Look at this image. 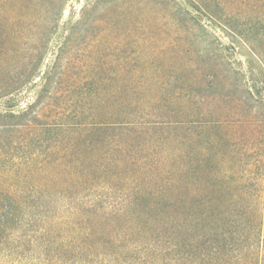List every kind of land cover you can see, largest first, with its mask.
Returning <instances> with one entry per match:
<instances>
[{
	"label": "rangeland",
	"instance_id": "obj_1",
	"mask_svg": "<svg viewBox=\"0 0 264 264\" xmlns=\"http://www.w3.org/2000/svg\"><path fill=\"white\" fill-rule=\"evenodd\" d=\"M214 4L34 0L24 8L17 33L0 38L21 46L18 64L32 68L0 96V187L16 199L79 208L69 220L104 240L129 239L151 264H174L176 250L186 264H204L207 252L229 255L246 239L264 240L263 142L246 130L224 146L216 139V148L206 139L215 132L210 110L245 94L247 69L264 70L242 39L207 16L203 7L216 14ZM259 26L243 31L256 52L264 48ZM207 74L231 97L189 100L199 90L188 89L190 78ZM111 112L130 122L131 136L106 132ZM217 151L225 155L212 159Z\"/></svg>",
	"mask_w": 264,
	"mask_h": 264
},
{
	"label": "trees",
	"instance_id": "obj_2",
	"mask_svg": "<svg viewBox=\"0 0 264 264\" xmlns=\"http://www.w3.org/2000/svg\"><path fill=\"white\" fill-rule=\"evenodd\" d=\"M33 1L0 0V21L4 20L5 23L11 24L8 30H5L7 28L5 24H0V38L7 34L17 33L15 28L25 15L22 11L29 4L33 6ZM258 2L264 4V0H214L216 14L209 11L207 6L203 9L207 12L208 17L213 18L214 21L218 20L222 28L226 27L232 34L242 39L253 54L257 55L264 68V48L260 52H256L251 40L243 36V31H252L259 25L264 31V5H261L263 6L261 10H256L257 6H260ZM253 17L256 20H253ZM16 48L4 40L0 42V96L18 90L30 76L32 68L26 71L27 68L18 64L17 59L23 58V54L21 46L20 51ZM16 51H19V54ZM38 55V49L31 48V58L36 59ZM247 71L250 76L245 94L226 101V105L220 109V112L219 110H210L209 116L213 121L208 122L212 125L209 127L215 128L214 134L207 135L206 138L211 144L210 148H216V139L223 143L226 138H231L235 134H244V130L248 131L247 134L259 138L264 144V92L258 87V83L262 84L264 90V70L262 69L259 71L261 74L255 76L250 69ZM192 77L186 84L188 89L191 91L192 85L199 87V90L194 89L196 92L189 96V100L196 99L199 103L204 104L212 103L216 99L218 102L220 97L227 99L231 97L229 92L222 95L221 92L214 89L217 87L215 76L207 74ZM201 87L213 90L204 92L205 90L200 89ZM110 115L112 118L102 123L107 133L120 139L125 134L128 137L133 134L130 130V122L125 118L121 119V113L111 112ZM114 115L117 116L113 118ZM228 126H234L235 129L231 130ZM222 128H226V131L219 134L218 131ZM224 145L226 143L221 146ZM113 147L119 149L120 146L115 143ZM229 152L234 154L236 151L231 149ZM221 155L225 154L217 151L210 157L218 160ZM13 194L0 187V264H151V260L143 255L144 250H138L129 239L125 243L111 235L104 240L103 234L92 230L89 225H86L85 228L81 226L83 220L79 218L74 222L69 220V216L77 214L79 208L74 209L63 204L59 206L50 203L36 204L20 199L21 194L20 198L16 199L14 197L16 194ZM109 245L113 248H110ZM176 245L172 242L170 248H175ZM229 248V255L222 256L221 252L220 254L219 252L216 254L207 252L208 254L201 256L206 259L205 261L200 257L198 260L203 261L204 264H264V240L262 239L253 241V243L246 239L245 244ZM176 253L168 256L170 262L186 264L185 254L177 252V250ZM207 255L208 257H205Z\"/></svg>",
	"mask_w": 264,
	"mask_h": 264
}]
</instances>
